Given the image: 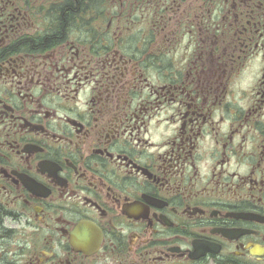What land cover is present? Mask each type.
I'll list each match as a JSON object with an SVG mask.
<instances>
[{
	"label": "flooded vegetation",
	"instance_id": "flooded-vegetation-1",
	"mask_svg": "<svg viewBox=\"0 0 264 264\" xmlns=\"http://www.w3.org/2000/svg\"><path fill=\"white\" fill-rule=\"evenodd\" d=\"M0 264H264V0H0Z\"/></svg>",
	"mask_w": 264,
	"mask_h": 264
}]
</instances>
